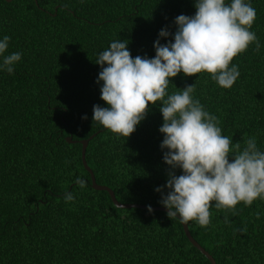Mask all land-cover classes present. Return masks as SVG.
<instances>
[{
    "label": "trees",
    "instance_id": "obj_1",
    "mask_svg": "<svg viewBox=\"0 0 264 264\" xmlns=\"http://www.w3.org/2000/svg\"><path fill=\"white\" fill-rule=\"evenodd\" d=\"M245 2L256 10L250 30L261 47L257 52L250 44L230 62L240 73L234 85L225 89L207 72L181 71L167 91L195 85L194 99L218 118L222 135L241 148L255 137L264 152V0ZM195 3L0 0V40L10 37L4 56L22 54L13 74L0 67V264H209L176 218L118 209L105 192L92 190L78 143L95 134L84 161L95 183L110 189L118 203L165 208L156 189L167 194L173 170L160 147L162 105L150 103L128 138L93 121L94 105L109 107L101 99L96 61L115 40H127L133 58H154V42H174L175 18L194 16ZM162 29L171 35L159 37ZM68 136L74 143L65 142ZM68 193L71 202H65ZM212 203L207 227L186 224L191 238L215 264H264V199L240 202L234 212Z\"/></svg>",
    "mask_w": 264,
    "mask_h": 264
},
{
    "label": "clouds",
    "instance_id": "obj_2",
    "mask_svg": "<svg viewBox=\"0 0 264 264\" xmlns=\"http://www.w3.org/2000/svg\"><path fill=\"white\" fill-rule=\"evenodd\" d=\"M195 8L194 16L175 18L178 27L174 42H154V58H133L127 40L112 41L99 54L96 63L102 70L97 83L103 81L101 99L109 107L94 105L93 121L128 138L145 119L149 104L159 101L164 121L159 128L164 134L160 147L167 149L163 160L173 170L168 173L167 194L163 195L162 188L156 189L162 193L160 203L168 209L170 219L179 217L184 224L195 221L207 227L212 202L216 209L234 212L240 202L250 206L257 198L264 199V152L258 149L255 137L247 139L241 148L239 142L222 135L218 118L194 99L195 85L169 94L170 78L181 71L185 76L207 72L219 86L230 89L240 75L238 66L229 67L230 62L250 44H255L257 52L261 45L250 30L257 15L250 2L196 0ZM169 35L167 29L159 32L161 38ZM9 41V36L0 40V67L13 74V65L22 54L4 56ZM177 168L182 170L179 176L174 171ZM76 183L86 187L79 177ZM64 199L71 202L74 197L68 193ZM148 211H153L150 205ZM256 215L259 218V213Z\"/></svg>",
    "mask_w": 264,
    "mask_h": 264
},
{
    "label": "water",
    "instance_id": "obj_3",
    "mask_svg": "<svg viewBox=\"0 0 264 264\" xmlns=\"http://www.w3.org/2000/svg\"><path fill=\"white\" fill-rule=\"evenodd\" d=\"M6 2L10 1V0H5ZM95 134H92L91 136H89L86 140H81L79 141V145H80V162L81 165L83 167V169L85 170V172L88 174L89 176V181H90V188L94 191H103L105 192L109 199L111 204L118 209H140V210H145L148 211V206H142L139 204H120L118 203L115 198L114 195L112 193V191L110 189H108L105 186H100L97 185L94 181L93 175L91 173V171L86 167L85 161H84V152H85V148L87 145V142L94 136ZM65 142L68 144H72L74 143V141H71L70 136L65 138ZM153 209V211H159V212H164L167 214L168 209L165 208H160V207H151ZM176 219L179 221L180 226L182 228L183 234L185 236V238L187 239L188 243L195 249L197 250L207 261L209 264H215L213 259L211 258V256L204 251L203 248H201L190 236L188 229H187V225L182 223L179 217H176Z\"/></svg>",
    "mask_w": 264,
    "mask_h": 264
}]
</instances>
